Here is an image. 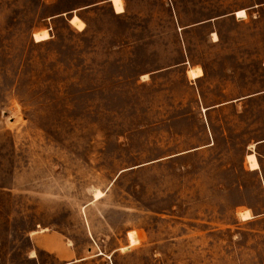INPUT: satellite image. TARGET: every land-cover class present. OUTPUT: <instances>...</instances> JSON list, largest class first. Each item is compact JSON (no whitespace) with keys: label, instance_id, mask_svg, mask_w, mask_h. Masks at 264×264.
I'll return each mask as SVG.
<instances>
[{"label":"rangeland","instance_id":"1","mask_svg":"<svg viewBox=\"0 0 264 264\" xmlns=\"http://www.w3.org/2000/svg\"><path fill=\"white\" fill-rule=\"evenodd\" d=\"M123 5L0 0V264H264V0Z\"/></svg>","mask_w":264,"mask_h":264},{"label":"bare ground","instance_id":"2","mask_svg":"<svg viewBox=\"0 0 264 264\" xmlns=\"http://www.w3.org/2000/svg\"><path fill=\"white\" fill-rule=\"evenodd\" d=\"M111 4H112V7L114 9V12L117 15L123 14L125 12L124 5H123V0H120L119 3H114V0H111ZM241 12L244 13L243 16L238 15ZM236 16H237L238 19H246L247 18V14H246L245 11H239L236 14ZM70 24L72 26H74L76 29H78L79 31H82L85 28V24L77 16H73L70 19ZM49 38H50V34H49L48 30L40 32V33L37 32L36 34H34V40L37 43L47 41ZM213 38L216 41L218 39V36L214 33L213 34ZM189 74H190L189 76H191L192 79H197V78H200V77L203 76V71H202L201 68H196L194 70H191L189 72ZM253 147H254V145L252 146V148ZM250 158H252V159H250ZM246 162H247V165H248V167H249V169L251 171H257V170L260 169V163H259L257 155H256V153L254 151H252L250 154H248L246 156ZM102 196H103V193H101L99 191L95 192V194H94L95 201L99 200ZM250 212L251 211H249V210H245V211L241 212L240 213L241 219L242 220H250V219H252L253 216H252V214Z\"/></svg>","mask_w":264,"mask_h":264},{"label":"snow or ice","instance_id":"3","mask_svg":"<svg viewBox=\"0 0 264 264\" xmlns=\"http://www.w3.org/2000/svg\"><path fill=\"white\" fill-rule=\"evenodd\" d=\"M120 2V0H114V3H119ZM238 15H240V16H243L244 15V13L243 12H241V13H239ZM145 79H146V77H145ZM250 159H252V158H250Z\"/></svg>","mask_w":264,"mask_h":264},{"label":"water","instance_id":"4","mask_svg":"<svg viewBox=\"0 0 264 264\" xmlns=\"http://www.w3.org/2000/svg\"><path fill=\"white\" fill-rule=\"evenodd\" d=\"M110 2H111V0H110Z\"/></svg>","mask_w":264,"mask_h":264}]
</instances>
